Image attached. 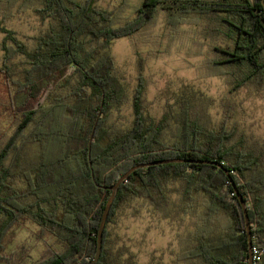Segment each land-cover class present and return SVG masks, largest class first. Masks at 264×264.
I'll return each instance as SVG.
<instances>
[{"label": "trees", "instance_id": "1", "mask_svg": "<svg viewBox=\"0 0 264 264\" xmlns=\"http://www.w3.org/2000/svg\"><path fill=\"white\" fill-rule=\"evenodd\" d=\"M100 0H0V74L7 91L8 130L0 136V251L6 233L29 220L56 245L31 264H122L113 257L111 225L123 206L141 201L170 218L189 217L194 231L182 253L188 264H248L249 241L239 195L246 205L252 243L264 249V153L236 125L214 126L200 98L177 100V110L155 119L132 97L133 121L116 128L113 114L129 90L117 75L112 44L136 35L159 10L178 27L186 17L217 23L211 68L229 76L232 89L264 86V9L260 0H144L133 18ZM33 10L48 22L25 43L5 27L12 9ZM33 104V105H32ZM33 152V153H31ZM193 160L132 169L166 160ZM117 186V187H116ZM116 187L115 192L112 190ZM176 200H173V196ZM109 206V208H108ZM0 254V262H11ZM264 264V256L261 262Z\"/></svg>", "mask_w": 264, "mask_h": 264}, {"label": "rangeland", "instance_id": "2", "mask_svg": "<svg viewBox=\"0 0 264 264\" xmlns=\"http://www.w3.org/2000/svg\"><path fill=\"white\" fill-rule=\"evenodd\" d=\"M144 0H126L119 22L134 17ZM123 0H100L98 6L117 11ZM5 20L6 28L16 37L30 44V38L45 31L43 22L33 10L11 11ZM175 27L168 21V12L159 10L155 19L136 35L116 40L111 52L117 75L127 85L130 99L113 114L116 128H126L133 121L132 94L139 83L145 85L143 104L155 119L177 110V100L183 96L200 98L202 112L211 125H220L225 118L236 125L238 132L250 145L264 153V86L243 87L235 91L229 76H215L211 68L217 59V48L231 44L224 37H215L217 23L206 17H186ZM4 35L0 34V43ZM1 66V62H0ZM8 91L0 74V136L8 130L11 119L7 108ZM33 105V104H32ZM33 153V152H31ZM173 200H176L174 195ZM176 209L170 218L147 203H129L119 211L116 223L111 225L113 257L122 264H188L182 253L191 245L194 227L189 217ZM56 245L50 234L40 233V228L29 220L15 224L3 238L0 251L11 262L0 264H31Z\"/></svg>", "mask_w": 264, "mask_h": 264}, {"label": "water", "instance_id": "3", "mask_svg": "<svg viewBox=\"0 0 264 264\" xmlns=\"http://www.w3.org/2000/svg\"><path fill=\"white\" fill-rule=\"evenodd\" d=\"M261 5L264 9V0H260ZM178 162H192V163H199V164H203V163H209L206 161H193V160H166V161H160V162H155V163H151V164H147V165H141L138 167H135L134 169H132L131 171H129L117 184V186H119L121 184V182L134 170L138 169V168H145V167H149V166H156V165H162V164H170V163H178ZM116 186V187H117ZM116 187H113L112 190L115 192ZM241 207L243 209V213H244V217H245V224H246V231H247V235H248V241H249V259H248V264H253V260H252V235H251V225L249 222V216H248V212H247V208L246 205L243 201V198L241 195H239L238 197ZM109 208V206H108ZM108 209L106 210L104 216H103V221L99 230V239H98V255L96 256V258L94 259V261L91 264L96 263L101 255V250H102V238H103V228H104V224H105V218H106V214H107Z\"/></svg>", "mask_w": 264, "mask_h": 264}, {"label": "built area", "instance_id": "4", "mask_svg": "<svg viewBox=\"0 0 264 264\" xmlns=\"http://www.w3.org/2000/svg\"><path fill=\"white\" fill-rule=\"evenodd\" d=\"M264 256V249H262L258 244H253L252 246V260L253 264H257L262 261Z\"/></svg>", "mask_w": 264, "mask_h": 264}]
</instances>
